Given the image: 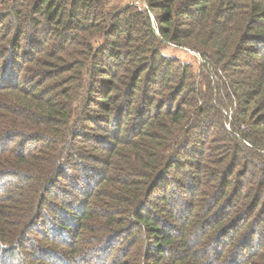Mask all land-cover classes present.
Instances as JSON below:
<instances>
[{"label":"trees","instance_id":"16d2710c","mask_svg":"<svg viewBox=\"0 0 264 264\" xmlns=\"http://www.w3.org/2000/svg\"><path fill=\"white\" fill-rule=\"evenodd\" d=\"M116 1L0 0V264H264V0Z\"/></svg>","mask_w":264,"mask_h":264},{"label":"rangeland","instance_id":"374dc122","mask_svg":"<svg viewBox=\"0 0 264 264\" xmlns=\"http://www.w3.org/2000/svg\"><path fill=\"white\" fill-rule=\"evenodd\" d=\"M121 2L123 4H127L133 0H117L116 2ZM163 52L165 55L178 57L185 62H189L193 64L196 68L198 67V63L200 62V54H196L193 51L186 49V48H178L175 46L165 45L163 46Z\"/></svg>","mask_w":264,"mask_h":264},{"label":"built area","instance_id":"2783aa9c","mask_svg":"<svg viewBox=\"0 0 264 264\" xmlns=\"http://www.w3.org/2000/svg\"><path fill=\"white\" fill-rule=\"evenodd\" d=\"M133 3L140 8H143L147 5L144 0H133Z\"/></svg>","mask_w":264,"mask_h":264}]
</instances>
